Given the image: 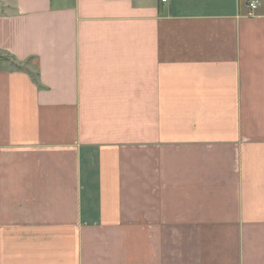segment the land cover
Here are the masks:
<instances>
[{
  "label": "crops",
  "instance_id": "crops-1",
  "mask_svg": "<svg viewBox=\"0 0 264 264\" xmlns=\"http://www.w3.org/2000/svg\"><path fill=\"white\" fill-rule=\"evenodd\" d=\"M0 0V264H264V0Z\"/></svg>",
  "mask_w": 264,
  "mask_h": 264
},
{
  "label": "trees",
  "instance_id": "trees-1",
  "mask_svg": "<svg viewBox=\"0 0 264 264\" xmlns=\"http://www.w3.org/2000/svg\"><path fill=\"white\" fill-rule=\"evenodd\" d=\"M4 60L10 61L11 64H13L14 66L20 67V65L16 64L12 58H10L8 56H1L0 55V62H3Z\"/></svg>",
  "mask_w": 264,
  "mask_h": 264
},
{
  "label": "built area",
  "instance_id": "built-area-1",
  "mask_svg": "<svg viewBox=\"0 0 264 264\" xmlns=\"http://www.w3.org/2000/svg\"><path fill=\"white\" fill-rule=\"evenodd\" d=\"M162 1L164 2L166 0H162ZM257 5H258V1H256V0H250L249 1V7H250V9H255L257 7Z\"/></svg>",
  "mask_w": 264,
  "mask_h": 264
}]
</instances>
